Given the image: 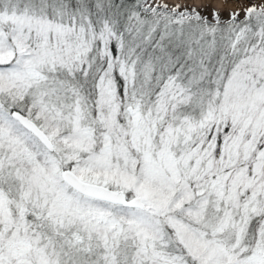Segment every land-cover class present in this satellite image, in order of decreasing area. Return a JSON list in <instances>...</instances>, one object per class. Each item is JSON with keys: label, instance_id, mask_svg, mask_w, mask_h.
<instances>
[{"label": "snow or ice", "instance_id": "6c2138e0", "mask_svg": "<svg viewBox=\"0 0 264 264\" xmlns=\"http://www.w3.org/2000/svg\"><path fill=\"white\" fill-rule=\"evenodd\" d=\"M0 264H264V0H0Z\"/></svg>", "mask_w": 264, "mask_h": 264}, {"label": "bare ground", "instance_id": "6f19581e", "mask_svg": "<svg viewBox=\"0 0 264 264\" xmlns=\"http://www.w3.org/2000/svg\"><path fill=\"white\" fill-rule=\"evenodd\" d=\"M166 2L171 3V4H182L185 3L186 0H166ZM216 6L220 8L221 10L223 9H235V5L231 2H225V0H215Z\"/></svg>", "mask_w": 264, "mask_h": 264}, {"label": "rangeland", "instance_id": "374dc122", "mask_svg": "<svg viewBox=\"0 0 264 264\" xmlns=\"http://www.w3.org/2000/svg\"><path fill=\"white\" fill-rule=\"evenodd\" d=\"M226 2V0H225ZM227 2L233 3L235 5V9H229V11H235V10H240L242 8H245L249 5L250 0H227ZM253 3H259L260 0H251ZM227 9V8H226Z\"/></svg>", "mask_w": 264, "mask_h": 264}, {"label": "water", "instance_id": "95a60500", "mask_svg": "<svg viewBox=\"0 0 264 264\" xmlns=\"http://www.w3.org/2000/svg\"><path fill=\"white\" fill-rule=\"evenodd\" d=\"M222 11H229V9L227 8V9H223Z\"/></svg>", "mask_w": 264, "mask_h": 264}]
</instances>
